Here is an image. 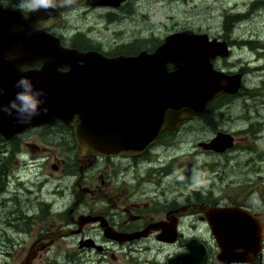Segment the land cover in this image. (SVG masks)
Masks as SVG:
<instances>
[{
	"label": "rangeland",
	"instance_id": "1",
	"mask_svg": "<svg viewBox=\"0 0 264 264\" xmlns=\"http://www.w3.org/2000/svg\"><path fill=\"white\" fill-rule=\"evenodd\" d=\"M79 6L49 22L68 46L113 56L136 55L154 51L168 35L188 29L229 41L230 57L216 61V68L230 76H244L236 95L216 101L209 120L199 117L183 123L178 131L164 133L145 165L114 167L107 162L111 169L104 177L106 185L113 192L129 191L132 202L145 204L160 187V178L171 177L173 185L164 184L163 192L174 193L178 203H185L187 197L226 206L242 203L244 194L253 189L245 182L256 180V174L264 178V0H129L115 10ZM26 132L18 135L31 153L26 157L17 155L19 137L0 142V264H22L45 219L57 221L54 228L66 225L67 211L76 202V175L67 170L75 162L70 133L60 125L27 136ZM223 132L235 138L231 149L223 154L208 152L204 145ZM33 156L38 164L30 163ZM21 165L27 169L20 173ZM171 169L175 171L165 175ZM147 172L151 184L143 183ZM19 176L31 181L19 185ZM260 185L264 188V181ZM110 197L114 201H100L95 209L116 213L117 197L114 193ZM91 205L87 201L78 210L88 211ZM190 224L196 226V219L190 218ZM74 244L54 246L36 264H92L84 261L90 252ZM46 257L54 258V263Z\"/></svg>",
	"mask_w": 264,
	"mask_h": 264
},
{
	"label": "water",
	"instance_id": "2",
	"mask_svg": "<svg viewBox=\"0 0 264 264\" xmlns=\"http://www.w3.org/2000/svg\"><path fill=\"white\" fill-rule=\"evenodd\" d=\"M124 1L87 0V4L117 8ZM67 7L38 11L26 20L0 6V87L4 89L0 100L6 104L13 99L15 82L25 76L44 93L41 110L48 108L47 114L27 124H18L0 113V133L7 141L27 129L61 121L74 127L75 141L83 153L133 158L153 146L162 132L200 115L214 98L239 90L241 76L225 75L213 68V60L228 56L226 43L210 41L207 35L185 31L167 37L153 53L142 51L136 56L108 58L94 51L82 53L67 48L59 38L36 30L41 20L53 18ZM37 61L43 64L41 70L19 71ZM179 63L184 65L178 70H166L169 64ZM64 67L68 70H61ZM228 141L220 135L213 141L218 143L215 149L224 152L232 145ZM214 215L209 222L224 256L229 244L240 242V246L247 247L262 242L259 221L250 212L226 208ZM89 222L87 217L79 221L83 225ZM71 233L64 230L49 237ZM189 244L188 252L175 256L169 264H208L200 253L206 254L205 247L198 241ZM35 257L31 249L23 264H32Z\"/></svg>",
	"mask_w": 264,
	"mask_h": 264
},
{
	"label": "flooded vegetation",
	"instance_id": "3",
	"mask_svg": "<svg viewBox=\"0 0 264 264\" xmlns=\"http://www.w3.org/2000/svg\"><path fill=\"white\" fill-rule=\"evenodd\" d=\"M80 1H69L67 5H71V7L63 9L54 18L40 21L37 28L45 29L48 33L56 35L49 22L74 6H87L85 1L82 3ZM14 3L15 0H0V6L6 11L17 12L14 11ZM31 14L33 13H24L26 17ZM41 65V63H35L25 66L24 69H39ZM67 128L70 131L75 151V162L70 164L67 170L75 172L76 175V202L67 211L66 221L68 223L66 225L54 228L52 226L57 221L50 223L48 222L50 218L45 219L44 227L40 228V233L35 235V241L31 246L36 253L32 264H36L38 259H42L45 254L50 253L54 246L62 242L75 243L74 247H78L80 251H89L90 254L84 255V261H90L92 264H169L171 257L177 253L187 251V244L193 239H197L207 249L209 264H264V188H261L262 186L260 185L264 181L262 175L258 178L256 174V180L253 181L252 177L245 182L248 186L252 185L253 189L251 192L244 194L242 203H237L236 205L248 209L261 221L263 226L261 248L257 246V249L254 248L252 252H248L243 251L239 245L235 246L236 255L241 256L235 258L238 262L233 263V259L231 263H227L232 258H224L219 241L212 233L208 222L209 217L212 215V210L225 207V204L209 203L205 198L198 199L196 197H187L185 203H178L177 196L173 195L174 193L163 192L164 184L173 183L169 181L171 177L168 179L160 178V187H155L153 191L154 197L148 198L150 201L145 204L132 202L129 191L113 192L111 185H106L104 177L111 169V165L106 164L107 162L114 167L117 164L121 166L123 163L133 165L141 162L143 163L142 165H145L144 160H149V154L159 143L140 157L105 158L94 155L89 151L83 153L81 148L75 143L73 127L67 126ZM35 131L26 132V136ZM20 140L21 138H19ZM211 141L207 147L208 152L216 151L211 148ZM21 147V153L26 154V156L31 154L29 149H25L23 144H21ZM174 171L171 169L165 175L170 176V173ZM159 173L162 174L161 172ZM143 179V183L146 184H151V180H153L148 172ZM112 193L117 197L116 213L95 209V206L100 201H114L110 197ZM144 194L146 195V192ZM249 200H256L257 202L249 205ZM87 201L92 204L90 209L88 211H79L78 208ZM119 201L123 203L122 207H119ZM21 217H24V214ZM81 217H89L91 220L83 225L79 223V218ZM190 218L196 219V226L188 225ZM64 230L72 233L60 238L49 237ZM137 235L139 238H136ZM178 248L179 252H177ZM94 252H97L98 255L96 256ZM117 254H120V256H117ZM46 258L48 263H54V258Z\"/></svg>",
	"mask_w": 264,
	"mask_h": 264
},
{
	"label": "clouds",
	"instance_id": "4",
	"mask_svg": "<svg viewBox=\"0 0 264 264\" xmlns=\"http://www.w3.org/2000/svg\"><path fill=\"white\" fill-rule=\"evenodd\" d=\"M69 0H15L14 11L21 15L25 12L35 13L38 11L52 12L66 6ZM9 59H15L9 56ZM23 72V68H19ZM17 89L13 99L8 103H3L0 100V113L7 114L9 118H14L18 124H27L31 120L43 114H47L48 108L41 110V105L44 101L41 99L44 96L42 90H36L32 82L25 76H21L14 84ZM4 95V89L0 87V98Z\"/></svg>",
	"mask_w": 264,
	"mask_h": 264
},
{
	"label": "trees",
	"instance_id": "5",
	"mask_svg": "<svg viewBox=\"0 0 264 264\" xmlns=\"http://www.w3.org/2000/svg\"><path fill=\"white\" fill-rule=\"evenodd\" d=\"M238 18H239V16H234V19H238ZM251 43H253L254 46H256L258 42H251ZM262 44L264 45V43H262ZM78 48L81 49V50L83 49V48L80 47V46H78ZM83 50H87V49L85 48V49H83ZM88 50H89V49H88ZM126 52H127V51H126ZM124 53H125V52H124ZM125 54L131 55V53H128V52L125 53ZM209 114H210V112H207V111H206L205 113H203V114L200 116V117H201V120H203V121H205L206 119L209 120V119H208ZM62 127H64V126H62ZM0 141H1V137H0ZM2 151H3V149H0V153H1Z\"/></svg>",
	"mask_w": 264,
	"mask_h": 264
},
{
	"label": "bare ground",
	"instance_id": "6",
	"mask_svg": "<svg viewBox=\"0 0 264 264\" xmlns=\"http://www.w3.org/2000/svg\"><path fill=\"white\" fill-rule=\"evenodd\" d=\"M30 16H32V14L30 15ZM30 16H28V17H26L25 15H24V17L26 18V20H29V19H31V17ZM244 16V15H243ZM0 38H1V36H0ZM250 42V41H249ZM1 44V43H0ZM243 45H244V43H243ZM40 69V68H39ZM20 151H22V150H20ZM1 154V153H0ZM0 171H2V170H0ZM9 200V199H8ZM91 220V219H90Z\"/></svg>",
	"mask_w": 264,
	"mask_h": 264
}]
</instances>
